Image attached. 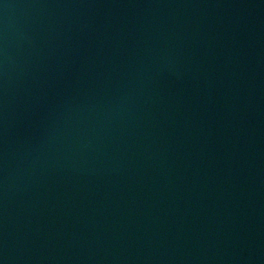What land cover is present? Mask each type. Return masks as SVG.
Wrapping results in <instances>:
<instances>
[{
    "label": "water",
    "instance_id": "water-1",
    "mask_svg": "<svg viewBox=\"0 0 264 264\" xmlns=\"http://www.w3.org/2000/svg\"><path fill=\"white\" fill-rule=\"evenodd\" d=\"M0 264H264V0H0Z\"/></svg>",
    "mask_w": 264,
    "mask_h": 264
}]
</instances>
